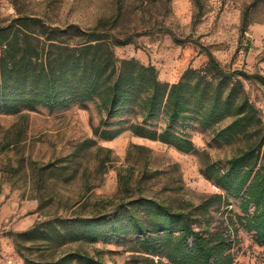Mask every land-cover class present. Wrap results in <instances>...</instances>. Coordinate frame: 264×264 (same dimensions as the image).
<instances>
[{
    "label": "rangeland",
    "instance_id": "374dc122",
    "mask_svg": "<svg viewBox=\"0 0 264 264\" xmlns=\"http://www.w3.org/2000/svg\"><path fill=\"white\" fill-rule=\"evenodd\" d=\"M254 1L0 0V27L25 16L69 30L70 43L81 42L82 33L110 42L125 40V45L113 47L118 65L135 58L153 65L164 82L179 81L188 68L206 70L210 53L225 73H234L228 87L241 83L259 118L251 136L231 144L216 140L214 130L232 117L213 128L194 120L180 122L174 129L188 134L195 145L193 152L183 153L130 129L112 139L101 135L106 129L142 123L141 107L123 109L114 118L98 100L54 110L37 106L0 112V264H43L77 252L103 264H145L149 255L134 237L77 239L66 220L113 217L122 203L135 198L190 211L221 191L203 174L205 166L225 167L264 135V0ZM148 124L164 128L167 118L160 115ZM229 201L198 215L196 224L208 225L209 233L231 243L232 264H264V245L237 218L243 214L241 199ZM34 228L35 234L21 235Z\"/></svg>",
    "mask_w": 264,
    "mask_h": 264
},
{
    "label": "trees",
    "instance_id": "16d2710c",
    "mask_svg": "<svg viewBox=\"0 0 264 264\" xmlns=\"http://www.w3.org/2000/svg\"><path fill=\"white\" fill-rule=\"evenodd\" d=\"M68 33L25 16L0 27V112L37 106L54 110L71 102L98 100L107 116L114 118L123 109L141 107L142 123L106 129L101 135L112 139L130 129L137 136L161 141L183 153L193 152L195 145L188 134L174 129L180 122L194 120L213 128L232 117L229 124L214 130L215 139L228 144L251 136L255 122L259 126L258 111L241 83L228 87L234 73H225L210 53L206 70L188 68L179 81L169 83L158 78L153 65L135 58L123 59L118 65L113 47L125 45V40L110 42L101 35L82 33L81 42L70 43ZM236 73L250 76L243 71ZM160 115L167 118L164 128L148 124ZM203 174L221 191L207 196L190 211L155 199L135 198L122 203L113 217L100 214L96 218L67 219L66 223L73 226L77 239L91 242L134 237L139 249L149 255L145 264H165L163 259L171 264H232L231 243L219 233H209L208 225L196 224L197 218L208 215L212 206L229 205L230 198H240V224L264 245V135L228 159L225 167L207 164ZM36 231L34 228L21 235L31 236ZM66 237L67 233L63 239ZM43 264L103 263L77 252Z\"/></svg>",
    "mask_w": 264,
    "mask_h": 264
}]
</instances>
